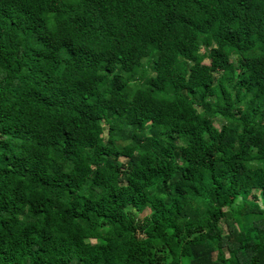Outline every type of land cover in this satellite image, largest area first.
Instances as JSON below:
<instances>
[{
	"label": "trees",
	"instance_id": "obj_1",
	"mask_svg": "<svg viewBox=\"0 0 264 264\" xmlns=\"http://www.w3.org/2000/svg\"><path fill=\"white\" fill-rule=\"evenodd\" d=\"M0 264H264V0H0Z\"/></svg>",
	"mask_w": 264,
	"mask_h": 264
},
{
	"label": "rangeland",
	"instance_id": "obj_2",
	"mask_svg": "<svg viewBox=\"0 0 264 264\" xmlns=\"http://www.w3.org/2000/svg\"><path fill=\"white\" fill-rule=\"evenodd\" d=\"M202 50H203V49H202ZM232 59H234V56L232 57ZM206 62H208V60H206ZM222 122H223V120H222L221 118L218 117V118L216 119V121H215V124H216L217 126H220ZM122 161H125V162H126L127 160H124V159H123ZM148 213H149V211H147L146 213L141 214L140 217L143 218V217H144L146 214H148ZM222 226H224V225H222ZM141 237H142V236H141Z\"/></svg>",
	"mask_w": 264,
	"mask_h": 264
}]
</instances>
